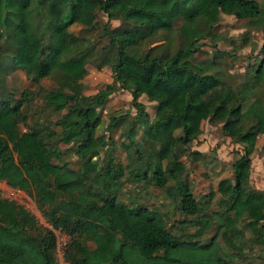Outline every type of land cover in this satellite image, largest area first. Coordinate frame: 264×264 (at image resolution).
<instances>
[{
  "label": "trees",
  "instance_id": "1",
  "mask_svg": "<svg viewBox=\"0 0 264 264\" xmlns=\"http://www.w3.org/2000/svg\"><path fill=\"white\" fill-rule=\"evenodd\" d=\"M211 9L264 28V4L258 0H0V89L6 86L8 72L22 67L13 47L14 32L22 23L41 42L54 37L58 55L38 68L25 69L37 88H25L20 98L13 99L14 116H0V181L30 194L38 207H45L42 213L51 225L40 230L24 207L0 194V226L15 242L33 249L27 257L0 242V264H59L54 230L68 235L67 264H233L222 254L216 235L200 240L212 226L213 217L220 220L216 229L221 230L232 256L242 260L246 250H262L264 190L250 185V169L257 138L264 134V96H251L243 102L229 95L205 100L224 83L220 72L212 71L216 67L212 60L207 64L192 60L200 51L199 42L215 28ZM96 11L107 19L101 31L109 38L98 54L86 34L96 28ZM178 19L181 22L175 32L181 45L172 54H161L158 45L141 52L142 42L160 32L175 33L172 30ZM112 20L131 25L111 28ZM73 25L80 26L78 33L71 31ZM260 51L264 55V44ZM262 58L257 73L264 79ZM91 62L97 70L110 66L112 83L86 94L83 79ZM45 78L56 81L57 87L44 89L40 82ZM133 79L163 94L166 105L175 110L151 117L139 99L145 94L132 89L135 115L132 119L128 112L110 116L106 124L109 149L101 159L103 149L95 133L101 124L98 110L116 88H128ZM36 98L57 118L49 123L37 115L29 125L23 107H30ZM250 113L257 116L254 123L247 122ZM15 116L26 124L25 131H19ZM205 121L220 123L225 140L242 146L231 163L230 177L217 184L220 210L210 213H201L190 185L181 178L186 166L180 160L184 154L192 160L205 156L189 149ZM125 124L126 150L129 144H136L134 126L142 127L146 143L134 150L144 159L140 166H122L110 148L112 135ZM51 140L71 149L77 168L53 161L62 150ZM145 144L151 145L150 150ZM126 175L163 190L169 203L187 218L179 223H194L200 229L192 234L177 233L178 225L170 223L165 212L136 200H120L118 190ZM241 219L251 233L244 244L234 241L235 235H241L236 228Z\"/></svg>",
  "mask_w": 264,
  "mask_h": 264
},
{
  "label": "rangeland",
  "instance_id": "2",
  "mask_svg": "<svg viewBox=\"0 0 264 264\" xmlns=\"http://www.w3.org/2000/svg\"><path fill=\"white\" fill-rule=\"evenodd\" d=\"M258 1L264 4V0ZM209 13L212 16L215 28L212 31V35L199 42L202 43L200 51L193 55L192 60L194 63L205 62V64L212 60L216 65L212 71H219L224 83L222 86L212 91L209 94L210 96L206 97V101L215 100L222 95H229L241 102L249 99L251 96H264V79L257 73L263 59L262 57L264 56L260 51L264 44V28L252 26L248 20H239L233 15L221 13L217 9H211ZM96 14V28L86 32V34L89 36L98 54L102 52L103 46L107 45L109 38L101 31L102 25L107 20L106 17L100 12ZM180 22L181 19L175 21L172 31L175 32ZM130 25V22L126 23L120 20L110 21L111 28H126ZM70 29L78 33L80 31V26L73 25ZM168 36L169 32H160L152 39L142 42L140 45L141 52L146 51L151 46L158 45L157 51L161 54H172L181 45V39L176 32L170 33V41H168ZM53 42L54 37H50L46 39V41L41 42L24 23L17 27L13 35V47L17 49V57L22 67L8 72L5 80L6 86L0 89V116L4 114L13 115V99L20 98L23 89L37 88V85L25 74V69L28 67L38 68L47 62L54 61L58 55ZM41 51L42 53H40ZM87 67L89 69L83 79L85 85L84 92L86 94H92L106 84L112 83L110 66H103L100 70H97L95 65L91 62L87 64ZM40 85L46 90L57 87L56 81L51 78L43 79ZM127 85L128 88L126 89L116 88L109 96L104 107L98 110L101 117V124L96 129L95 133L96 137L99 139V146L103 149L100 154L101 159L104 151L109 149V147H107L108 131L106 130V124L110 116L128 112L130 113V119H132L135 115V109L131 105L132 89H139L145 94L139 99L145 104V108L151 117H153L154 114L163 116L175 110L166 105L165 96L163 94L157 93V91L147 84L133 79L129 80ZM37 109H41L42 112L35 114L33 111ZM23 110L28 114L27 123L29 125L34 123L37 115L40 116L43 122L49 121V123L51 120L57 118V115L51 110L44 108L41 100L37 98L30 107L27 108L24 106ZM15 117L19 131H25L27 129L26 124L21 123L19 116ZM256 119L257 116L250 113L247 117V122L254 123ZM126 124L114 132L112 135L114 144L112 143L110 148H113V156H115L116 160L121 163L122 166H140L143 164L144 159L141 161L140 159L142 158L139 159L134 150L143 148L144 143H146L142 137V127L139 125L134 126L136 127V135L133 136V138L136 144H129L130 148L126 150L124 143H129L125 132L128 128ZM220 127V123L205 121L203 123L202 133L190 144L189 149L191 151L202 152L205 155L203 158L192 160L188 159L187 156H185L186 154L182 155L180 158L186 166V170L181 178L190 185L196 200L201 206V213H210L220 210L219 201L221 196L217 192V184L220 179L230 177L231 163L238 153L242 151L241 144H235L230 140H225L222 136ZM51 143L52 145H57L60 150H62V154L53 159L55 163H66L67 166L71 168L78 167L76 156L67 145L57 140H51ZM256 143L258 146L255 147L251 156L250 185L256 189L264 190V150L262 148L264 144V135H259ZM145 146L147 150H150V144H145ZM141 152H144L143 156H146L145 150ZM165 163L164 161V164ZM126 177L127 175L123 177V181L119 186L118 197L120 200L127 203H136V200L151 208H157L165 212L170 219V223L175 222L178 225L179 230L177 233H183L184 235L192 234L200 229V227L194 223L188 226H185L182 222L179 223L187 218L175 208L174 204L169 203L163 190L155 188L150 183L132 180L130 178L127 179ZM0 194L2 197L14 200L24 207V209L35 218L40 230L46 231L50 229L51 225L42 213L45 207L43 209L38 207L30 194L9 187L5 181H0ZM211 223L212 226L200 237V240H208L213 235H216L222 254L228 256L233 264H264V247L261 251L246 250L243 253L245 259L240 260L236 256H232V250L222 238L221 230L216 229L220 220L213 217ZM245 223V219H241L237 222L236 228L240 231L241 235H235V243L240 242L244 244L246 239L250 237L251 233L245 226ZM10 237V232L0 226V242L10 244L14 246L15 249H18L19 246L16 245V242L14 243Z\"/></svg>",
  "mask_w": 264,
  "mask_h": 264
},
{
  "label": "built area",
  "instance_id": "3",
  "mask_svg": "<svg viewBox=\"0 0 264 264\" xmlns=\"http://www.w3.org/2000/svg\"><path fill=\"white\" fill-rule=\"evenodd\" d=\"M54 233L56 235V257L59 264H64V250L68 243V235L63 233L61 230H54Z\"/></svg>",
  "mask_w": 264,
  "mask_h": 264
},
{
  "label": "crops",
  "instance_id": "4",
  "mask_svg": "<svg viewBox=\"0 0 264 264\" xmlns=\"http://www.w3.org/2000/svg\"><path fill=\"white\" fill-rule=\"evenodd\" d=\"M223 85V84H222ZM221 85V86H222ZM220 87V86H219ZM218 88V87H217ZM216 89V88H215ZM215 89H213V90H211L207 95H206V97L207 96H210L209 94L212 92V91H214ZM206 97H205V100H206ZM212 101V100H211ZM207 102H210V101H207ZM260 135H264V134H260ZM256 146H258L257 145V143H256ZM10 236H11V234H10ZM10 239H12L13 240V238H12V236L10 237ZM14 241V240H13ZM14 243H15V241H14ZM16 245H18L19 247H18V249H15L14 248V246H12V245H10L11 246V248H12V250H16V252H19V253H21V254H23V255H25V256H27V257H29L31 254H32V248L31 247H29V246H27V245H25V244H20V243H15ZM89 245H92V243H90L89 242ZM93 246V245H92ZM64 264H67L66 262L64 263Z\"/></svg>",
  "mask_w": 264,
  "mask_h": 264
}]
</instances>
